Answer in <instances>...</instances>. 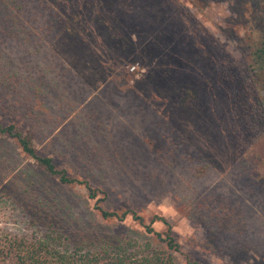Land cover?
<instances>
[{"label": "rangeland", "instance_id": "obj_1", "mask_svg": "<svg viewBox=\"0 0 264 264\" xmlns=\"http://www.w3.org/2000/svg\"><path fill=\"white\" fill-rule=\"evenodd\" d=\"M35 1L27 0L28 11ZM42 1L64 20L57 41L37 55L15 41L1 44L23 73L39 74L38 69L59 63L57 85L66 114L61 119L72 123H58L37 136L36 146L44 150L53 138L66 154L54 153L56 165L104 189L105 208L133 210L146 223L154 219L151 225L159 232L166 225L154 217L166 219L179 251H167L150 234L145 236L171 252L174 264H264V137L247 153L239 151L228 124L239 112L238 107L234 111V96L241 86L223 73L222 52L213 43L242 59L231 38L233 0H203L202 9L180 0L195 21L170 0ZM63 66L70 72L64 77ZM78 121L103 133L80 138L93 146L87 149L92 154L103 145L107 158L98 155L109 161L100 171L92 172L83 152L63 149L64 135L52 136L69 133ZM15 152V165L0 164V237L31 239L37 228L30 219L23 175L36 167ZM42 177L44 182L31 187L35 193L44 192L41 184L50 181L63 191L57 196L72 205L64 224L75 226L91 217L93 223L113 225L92 209L84 184L61 185ZM212 200L242 213L246 229L241 235L227 233L209 243L207 226L192 208ZM124 223L145 232L130 215Z\"/></svg>", "mask_w": 264, "mask_h": 264}, {"label": "trees", "instance_id": "obj_2", "mask_svg": "<svg viewBox=\"0 0 264 264\" xmlns=\"http://www.w3.org/2000/svg\"><path fill=\"white\" fill-rule=\"evenodd\" d=\"M170 1L188 19L196 20L184 2ZM189 2L198 9L204 7L203 0ZM232 4L234 24H230V28H234V36L231 38L242 59L223 48L221 43H213L222 52L223 73L234 80V85L239 83L241 86L234 96V111L238 107L239 112L237 116L234 114V119H229L228 128L239 151L244 154L264 137V0H233ZM64 30V20L42 0L35 1L32 11H28L27 0H0V164L15 165L16 150L33 160L36 169L25 171L23 191L29 201L31 222L37 228L31 239L15 235L0 237V264H174L171 252L158 249L145 236L150 234L148 236L167 251H179V244L166 219L154 217L166 225V230L159 232L151 225L154 219L146 223L133 210L105 208L101 204L107 197L104 189L92 187L87 180L79 179L56 165L54 153L66 154L53 138L44 143V150L35 144L37 136L48 134L56 124L72 123L71 118L61 119L66 114L62 109L63 90L57 85L59 63L38 69L39 74L23 73L15 68L16 64L4 53L1 44L11 40L32 51L33 55L43 54ZM63 68L64 77L70 72L67 67ZM91 133L97 136L94 139L103 134L96 132L87 121H78L69 133L56 132L52 136L64 135L67 139L61 147L68 152L71 147L75 153L76 149L83 152L89 159L92 172H97L109 160L100 157L107 158V153L102 152L103 145L97 146L100 155L87 150L93 146L86 145L80 138L92 136ZM42 176L61 185L84 184L88 198L93 200L92 209L102 219L113 221L114 226L93 223L91 217L87 221H76L75 226L70 227V222L64 224L62 221L71 214L72 205L57 196L63 191L50 181L41 184L44 192L35 193L37 189L31 187L44 182ZM212 201L197 203L192 208L207 226L209 243L213 244L227 233L241 235L246 229L242 213ZM55 214L60 216L59 220L55 219ZM129 215L143 227L144 234L126 227L124 221Z\"/></svg>", "mask_w": 264, "mask_h": 264}, {"label": "built area", "instance_id": "obj_3", "mask_svg": "<svg viewBox=\"0 0 264 264\" xmlns=\"http://www.w3.org/2000/svg\"><path fill=\"white\" fill-rule=\"evenodd\" d=\"M134 69V66H132L131 68H130V70H133Z\"/></svg>", "mask_w": 264, "mask_h": 264}]
</instances>
